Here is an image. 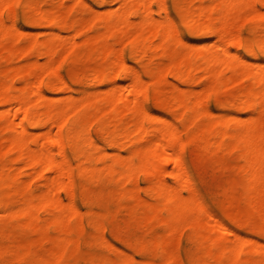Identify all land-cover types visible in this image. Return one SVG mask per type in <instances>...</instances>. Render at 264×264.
I'll use <instances>...</instances> for the list:
<instances>
[{"label":"bare ground","instance_id":"obj_1","mask_svg":"<svg viewBox=\"0 0 264 264\" xmlns=\"http://www.w3.org/2000/svg\"><path fill=\"white\" fill-rule=\"evenodd\" d=\"M67 1L0 0L4 60L26 61L0 68V136L7 148L0 156V264H37L34 242L21 240L28 231L60 241L47 254L51 264H264V227L254 220L260 212L264 223V66L255 63L261 59L257 53H264V0ZM113 3L119 8L99 9ZM232 19L242 21L237 34ZM37 28L51 29L50 38L7 45L35 35ZM86 31L87 41L80 42ZM185 32L217 39L189 44ZM117 42L123 44L119 51ZM158 56L167 62L155 63ZM84 59L94 62L90 70L82 68ZM240 79V89L225 92ZM97 84L106 88L95 90ZM69 91L78 96H67ZM152 95L156 108L146 104ZM126 116H132L128 123ZM24 133L32 136L25 139ZM188 144L206 158L213 155L215 163L222 152L238 153L235 171L247 176L242 201L248 223L243 215L213 212L216 201L187 172ZM165 172L174 183L163 181ZM146 175L154 181L140 187ZM104 181L114 183L115 191L99 216L101 202L91 188ZM69 190L84 196L64 198ZM127 209L138 225L162 222L160 238L153 243L131 235L116 259L97 255L101 246L119 249V238L107 236V221L123 220ZM188 224L193 233L183 242L197 249L182 245L179 253L172 236ZM79 226L87 231L78 234ZM72 244L81 247L75 262L68 255ZM246 254L254 257L246 260Z\"/></svg>","mask_w":264,"mask_h":264},{"label":"rangeland","instance_id":"obj_2","mask_svg":"<svg viewBox=\"0 0 264 264\" xmlns=\"http://www.w3.org/2000/svg\"><path fill=\"white\" fill-rule=\"evenodd\" d=\"M71 0L67 1V3H69ZM71 3V2H70ZM68 6V5H67ZM43 9L47 8V5H43L42 6ZM119 5L118 3H113V4H106L104 6H101L99 9L101 10V12L105 13V11H109V10H115L118 9ZM58 9V8H57ZM64 8L61 7L59 10H63ZM58 10V11H59ZM10 11V10H8ZM7 11V14H8ZM264 11V9H263ZM11 12V11H10ZM64 12V10H63ZM61 12V13H63ZM60 13V11H59ZM239 14V12H238ZM10 15V13H9ZM232 25H233V33L237 34L238 31H240L242 28V21L241 20H237V19H232L230 20ZM240 29V30H238ZM89 30V29H88ZM238 30V31H237ZM46 34H45V32ZM47 31H51V29H34V33L36 32L35 35L25 37L22 40H19L18 43L16 42H10L7 45L9 47L14 46L15 44H18L20 47H26V43L28 42V44L34 39V37H37V39H46L47 37L50 38V32ZM44 32V34H43ZM88 32L90 33V31H86V34L83 35L79 41L80 42H85L88 39ZM68 35L70 36L71 34H73L72 31L67 32ZM71 33V34H70ZM232 33V35H233ZM32 39V40H31ZM226 43V45H228L229 49H231L233 52H236V48L232 47L231 45H229L226 41L224 42ZM122 43L117 42V44L115 45V48L117 51H119L122 48ZM97 44L92 43L89 48H91L92 50H94L96 48ZM3 50V49H2ZM0 50V63L1 66L0 68L3 69V71L6 69H12L15 66L19 67L22 64H24V62L26 63L24 57L23 58H19L20 60H13L12 62H6V56L7 53L3 50ZM40 50V49H39ZM6 55H5V54ZM3 57V60L1 59ZM59 59L62 57V54H59L57 56ZM5 59V60H4ZM37 59L39 61H43L44 58L42 56H38ZM2 60V61H1ZM100 61L102 60H98V62L100 63ZM6 62V63H5ZM98 62H96L97 64H99ZM154 62L155 63H161V62H167V60L162 59L161 57H156L154 58ZM82 65L84 69L86 70H90V68L93 66L92 64L94 62L90 61L88 62V59H84L82 60ZM91 65H90V64ZM95 63V64H96ZM255 63L257 65L260 66H264V62L261 61V59L255 60ZM25 65V64H24ZM12 66V67H11ZM14 66V67H13ZM87 66V68H86ZM15 67V68H16ZM1 69V70H2ZM21 78H17L16 81L17 83L20 81ZM145 80L147 82H153L151 78H147L145 77ZM243 85V80L240 79L239 83L233 87L228 88L227 90H225L226 93H230L232 91H237L238 89H240L239 87H242ZM106 86L102 85V84H97L95 86V90L98 89L103 90L105 89ZM171 88V86H169V89ZM224 92V93H225ZM67 96H71L73 98L77 97L78 94L76 93V91H69L66 93ZM65 94V95H66ZM33 99H38V97H34ZM39 102V100H37V103ZM50 103H55V100H50ZM146 104L149 107H157L158 102H157V98L155 95H152L151 98L146 102ZM163 116L168 117L169 113L168 111H163ZM244 117L249 116V113L245 112L243 113ZM132 116H126L123 117L124 121L126 123L130 122ZM18 121V120H17ZM175 123V124H174ZM173 124L177 125V126H181L180 122L175 121ZM53 133H55V130H53ZM25 139H29L32 134L29 133H24L22 135ZM98 137H102V134H98ZM7 151V148L5 146L4 143H2V139L0 136V156H3L4 153ZM185 156H186V162H187V172L197 181V186L198 189L206 196L212 198L214 201H216L215 203L217 204V206L215 208H213V212L221 214L223 216H228L230 215H235L233 213H236V216L242 217L243 213L245 212V204L242 201V194H243V188H244V181H245V177L247 179V176H245V174L240 173L239 171H235L237 169L236 166H239L240 159L238 156L237 152H222L220 154V158L219 161L217 163L215 159V157L213 155H207L208 157L206 158V155L203 154V152L201 151V149H199L195 144H188L185 150ZM236 167V168H235ZM19 170V169H17ZM15 170V171H17ZM169 170H173V165H170V169ZM27 173L30 172V170H25ZM163 181L167 182V183H174V178L173 175H171L168 172H165L163 175ZM38 180H40L39 182L42 184L43 183V179L41 177L37 178V185H39ZM154 181V176H144L142 179V182L139 183L140 187H144L146 188L148 186V184H151V181ZM176 180V178H175ZM232 181V182H231ZM236 181L238 182L236 184ZM231 182V183H230ZM246 182V181H245ZM232 184V186H230V184ZM245 184V183H244ZM189 185V184H188ZM242 186V187H241ZM238 187V189H237ZM114 188V189H113ZM143 188V189H144ZM231 188V189H230ZM93 190V197H95L96 199H98L101 203L99 206H97L95 208L96 213L99 216H102V214H104V205L103 202H107L105 205L107 207L108 202L111 201V198L113 196V193L115 191V184L111 183V182H97L93 185V187L91 188ZM234 189V191H233ZM233 191V192H232ZM67 191H63L62 192V196L64 198H67L69 196H73L76 195L78 197H83L84 195L69 190ZM182 192V190H181ZM242 192V193H241ZM232 194V195H231ZM141 197L143 199H145L147 196L146 194L142 191L141 192ZM232 196V197H231ZM91 197V196H90ZM263 197H264V192H263ZM234 198V199H232ZM229 200V201H228ZM232 201V203H236L235 207L234 204L233 206H229V202ZM83 212H86V209L83 208ZM238 212V215H237ZM259 213V214H258ZM255 215L254 220L258 223V227L261 229V226L263 225L264 227V223H263V214L261 216V213L258 212ZM132 214V210L131 209H127L125 211H123L122 216L124 217L123 220H117V221H113L112 219L107 221L108 225H109V230L107 233V236L110 237H117L119 238V244H118V248L119 249H106L105 247L101 246L100 248H97L95 250V252L97 253V255L103 257V258H111V259H116L118 256H120L121 254V250L124 249V242H127L130 238L131 235H136L137 238H139L140 240H150L151 242L155 243L156 240H158V238H160L159 236H161V234L163 233L164 230V226L162 225V222H154V221H148L145 220L143 222H141V224H136V222L134 221V219L131 217ZM44 216V215H43ZM244 220L242 219L243 223H248V216L244 217ZM121 219V218H120ZM125 221V222H124ZM247 221V222H246ZM125 223V225H123ZM256 223V225H257ZM261 225V226H260ZM68 227V225H67ZM178 230L175 232L174 236H172V248L177 250L179 253H182V245L191 248L192 250L195 248L197 249V247L195 245H193L190 241H184L183 242V237H186L190 234L193 233V230L190 227V224L188 225H183L181 227L177 228ZM75 231H77L78 234L83 233L84 231H87L86 228L84 227H78L74 229ZM89 232V229H88ZM90 234H98V232H96L95 230H90L89 232ZM244 233V236H247L248 238H253V239H258L257 236L248 233V232H242ZM105 234V233H104ZM99 235H102V232L99 233ZM22 242H25V244L27 242H30L31 240L34 242L33 243V247H32V252L36 253L38 255V259H37V264H51L48 263L46 261V257L47 254L49 253V251L53 248H55L60 241L58 239H48L46 237L40 236L39 234H37L36 232H24L22 234V238H21ZM183 243V244H182ZM122 246V247H121ZM195 246V248H194ZM81 247L76 246L75 244H72L70 246V249L68 251V255L73 259L72 261L75 262L79 259V256L81 255L79 253ZM132 255L134 256V258L136 259L137 262H140L142 260V257L140 255H138V253L133 252ZM183 254H181L182 256ZM254 257L253 254H246L244 256V259H250ZM184 258V255H183ZM160 264H165V261H160Z\"/></svg>","mask_w":264,"mask_h":264},{"label":"snow or ice","instance_id":"obj_3","mask_svg":"<svg viewBox=\"0 0 264 264\" xmlns=\"http://www.w3.org/2000/svg\"><path fill=\"white\" fill-rule=\"evenodd\" d=\"M169 8H172V5H169ZM172 18L177 19L175 12L172 13ZM183 31V29H181ZM183 39L189 43V44H204V43H212L214 42L217 37L211 35L210 33H206L204 35H200L199 33H187L185 32L183 35ZM234 51V50H233ZM241 55H244V53H241ZM261 57V61L264 62V53H257ZM246 59H252L250 56H245ZM163 115V113H161ZM244 233H242L243 235ZM122 247V246H121ZM127 251V249H124Z\"/></svg>","mask_w":264,"mask_h":264}]
</instances>
